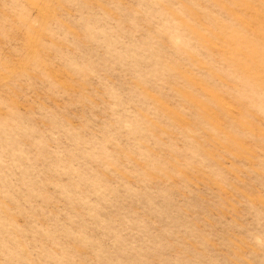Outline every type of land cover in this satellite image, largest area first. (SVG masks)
I'll use <instances>...</instances> for the list:
<instances>
[{
  "label": "rangeland",
  "instance_id": "obj_1",
  "mask_svg": "<svg viewBox=\"0 0 264 264\" xmlns=\"http://www.w3.org/2000/svg\"><path fill=\"white\" fill-rule=\"evenodd\" d=\"M0 264H264V0H0Z\"/></svg>",
  "mask_w": 264,
  "mask_h": 264
}]
</instances>
